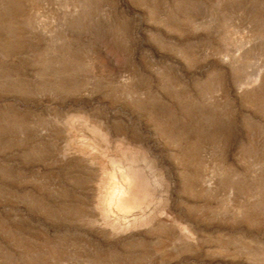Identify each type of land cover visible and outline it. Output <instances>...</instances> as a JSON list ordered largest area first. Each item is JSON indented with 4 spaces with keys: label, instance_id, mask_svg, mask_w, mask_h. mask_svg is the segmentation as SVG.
Listing matches in <instances>:
<instances>
[{
    "label": "rangeland",
    "instance_id": "obj_1",
    "mask_svg": "<svg viewBox=\"0 0 264 264\" xmlns=\"http://www.w3.org/2000/svg\"><path fill=\"white\" fill-rule=\"evenodd\" d=\"M0 264H264V0H0Z\"/></svg>",
    "mask_w": 264,
    "mask_h": 264
}]
</instances>
